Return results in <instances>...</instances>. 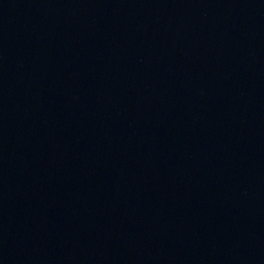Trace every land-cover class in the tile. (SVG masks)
I'll return each mask as SVG.
<instances>
[{
  "label": "water",
  "instance_id": "95a60500",
  "mask_svg": "<svg viewBox=\"0 0 264 264\" xmlns=\"http://www.w3.org/2000/svg\"><path fill=\"white\" fill-rule=\"evenodd\" d=\"M0 264H264V0H0Z\"/></svg>",
  "mask_w": 264,
  "mask_h": 264
}]
</instances>
